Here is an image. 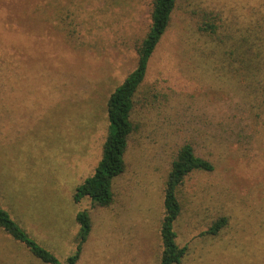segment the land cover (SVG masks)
Segmentation results:
<instances>
[{"label":"rangeland","instance_id":"rangeland-1","mask_svg":"<svg viewBox=\"0 0 264 264\" xmlns=\"http://www.w3.org/2000/svg\"><path fill=\"white\" fill-rule=\"evenodd\" d=\"M35 5L43 40L19 23ZM197 5L251 39L247 58L264 55V0H178L138 93L126 171L103 208L75 194L102 158L107 104L137 68L152 0H0V204L60 264L77 251L82 211L92 232L78 264H160L165 181L185 144L214 170L178 190L180 264H264V115L251 108L244 74L232 78L223 57L203 52ZM221 218L227 226L207 234ZM0 264L45 263L0 229Z\"/></svg>","mask_w":264,"mask_h":264},{"label":"trees","instance_id":"trees-1","mask_svg":"<svg viewBox=\"0 0 264 264\" xmlns=\"http://www.w3.org/2000/svg\"><path fill=\"white\" fill-rule=\"evenodd\" d=\"M43 1V0H41ZM178 0H152L151 25L144 39L137 46V68L125 79L111 95L107 104V116L109 121L108 135L103 145L102 158L92 177L77 188L75 200L80 202L89 198L95 204L103 208L110 207L114 202V179L126 171L125 154L128 150L129 139L135 131L132 120L138 93L145 82L149 62L154 55L164 34L168 30ZM195 19V31L200 39L207 44L203 50L212 59H220L228 63L226 68L235 78L244 74L246 96L252 97L254 103L251 108L264 115V68L262 61L264 55L259 52L253 61L247 58L253 46L246 35L239 34L232 29L222 14L217 10L207 9L197 5L196 11H192ZM28 21H19L25 34L36 39H44V6L35 5L28 14ZM27 23V24H26ZM227 23V24H226ZM229 27V28H228ZM246 42L249 43L246 45ZM257 45V44H256ZM255 46V45H254ZM202 50V49H199ZM40 62V61H39ZM33 61L34 72L32 79L36 78L38 63ZM220 63V62H219ZM257 63V64H255ZM240 67L236 68V65ZM36 70V71H35ZM33 85L35 103H42V90L39 85ZM214 165L195 153L191 144L182 146L168 172L163 195L164 217L161 224L162 256L160 264H180L187 255V247H181L177 243L175 223L178 220L182 206L178 198V190L185 178L193 172H212ZM80 225V234L77 251L66 264H78L84 244L88 241L92 232V221L88 211L80 212L76 217ZM227 218H221L213 224L207 234L217 235L227 226ZM0 229L12 239L24 244L31 254L45 264H60L57 258L48 250L32 240L27 232L15 222L10 214L0 204Z\"/></svg>","mask_w":264,"mask_h":264}]
</instances>
